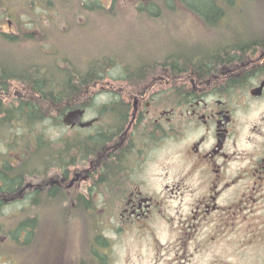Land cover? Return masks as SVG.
I'll return each mask as SVG.
<instances>
[{
  "label": "flooded vegetation",
  "instance_id": "obj_1",
  "mask_svg": "<svg viewBox=\"0 0 264 264\" xmlns=\"http://www.w3.org/2000/svg\"><path fill=\"white\" fill-rule=\"evenodd\" d=\"M251 27L201 52L202 66L174 74L154 59L145 81H95L76 100L90 126L63 114L77 152L69 161L66 140L52 185L100 203L93 264H117L112 246L134 241L150 264H264V24ZM13 155L12 177L0 163V222L15 206ZM6 237L15 244V226Z\"/></svg>",
  "mask_w": 264,
  "mask_h": 264
},
{
  "label": "rangeland",
  "instance_id": "obj_2",
  "mask_svg": "<svg viewBox=\"0 0 264 264\" xmlns=\"http://www.w3.org/2000/svg\"><path fill=\"white\" fill-rule=\"evenodd\" d=\"M110 1L3 0L2 6L12 8L9 13L14 16H4L5 32L0 35V53L4 54V58L26 59L33 64L45 60L50 64H61L64 68L71 64L82 67L92 58L98 60L108 56L116 61H162L164 54L171 51L190 56L193 51L217 49L219 42L238 31L250 29L253 24H264V0H248L245 5L237 0L234 9L221 20L218 27L204 24L195 12L182 4V0H173L174 3L179 2L177 6L173 2L167 4V0H157L156 5L151 7L150 1L143 0L151 11H140L137 8L139 0H116L113 8ZM7 20L13 22L12 27ZM24 21L31 24L22 30ZM4 33L15 36L14 45L5 43L7 39ZM5 45L11 48H5ZM147 53L152 57L146 58ZM158 54L162 56L156 57ZM56 58L61 61L57 63ZM122 71L121 63L111 67L110 77H105L109 80L104 81H123L120 78ZM22 94L23 90L15 93L18 96ZM18 129H14L13 135L17 130L14 137L21 136L20 142L32 141L38 133L44 132L54 144L53 149L46 150L44 157H41L42 160L48 159V162L44 163L36 154L32 155V160H35L31 166H40L42 170L38 173L31 171L33 176L28 174L26 181L30 186L15 194V199H18L15 206L6 209L5 216L1 218L0 264H93L90 256L93 245H97L94 238L104 230L100 203L89 201V206L85 207V203L77 200L75 191L71 189L67 195L65 190H62V196L61 192L58 196L48 194L54 186L52 180L59 178L60 174L59 164L55 163L60 155L58 153L65 150L67 140L68 159L74 160L78 135L51 119L35 124L31 129ZM13 141L10 136L0 137V163L6 160L13 163ZM19 154L15 153V160ZM33 190L43 192L36 203L34 197L25 198ZM29 217L35 218V226L30 229L32 236L28 239L20 237L14 244L6 237L8 232ZM12 223L15 225L12 226ZM124 246H112L117 264H150L153 251L135 241Z\"/></svg>",
  "mask_w": 264,
  "mask_h": 264
},
{
  "label": "trees",
  "instance_id": "obj_3",
  "mask_svg": "<svg viewBox=\"0 0 264 264\" xmlns=\"http://www.w3.org/2000/svg\"><path fill=\"white\" fill-rule=\"evenodd\" d=\"M146 1H150L149 7H151L156 5L157 0ZM182 1V4L186 5L191 11L195 12L204 24L216 27L220 26L221 20L229 15L230 10L234 9L237 3V0ZM241 1V4L245 5L248 0ZM165 2L167 4L168 2L174 3L173 0H167ZM137 8L140 11H151L148 7L146 8L143 0H139ZM10 9L12 10V8L8 7V5L3 6V18L4 16H14L13 13H9ZM15 10L18 11V8L16 7ZM4 20L6 19L4 18ZM11 31L15 32L14 30ZM20 33H22V31ZM3 35L5 39H7L5 43H9L10 45L15 44V36L9 33H4ZM5 46V48H11L10 46ZM53 55H56V53ZM4 57V54L1 52L0 137L7 138L10 136L14 140V144L11 142V147L15 146V153L19 154L21 151H24L16 158V160L18 159V162H15V169H13L15 171V194H18L19 191H22L25 188L26 190L28 189L30 185L27 184L26 179L28 174L33 176L31 171H36L38 173L42 170L40 166H31V162L35 160H32V155L36 154V157L42 160L41 157H44L45 151L48 149L52 150V146L54 144L49 141L44 132L38 133L36 135V139H33L32 141L24 143L20 142L19 140L21 136L17 138L14 137V135L16 136L17 130H15V134L13 135L15 128L20 129L21 127H24L31 129L35 126V124L45 123V121L49 119L53 120L55 124H62V116L66 111L76 109L81 106L76 102L77 98L87 97L88 93L92 90V84L95 81L109 80L105 77L110 74L111 67L116 65L118 66L120 63L123 67L120 78L123 81H145L147 80L148 75L156 68V66L152 65L149 60H143V62H129L123 60L116 61L113 60L112 56L98 60L92 58V60L90 59L91 61H87L82 67L71 64L67 68H64L61 64H50L45 60L36 61L37 63L33 64L26 59L19 60V58L15 59ZM207 59L208 57H206V54L201 52L194 55L192 54L190 57L182 54L170 55V53L168 54L167 52L162 57V63L158 64L163 67L170 68V73L177 74L181 73L184 68L202 66ZM55 60L57 63L61 61L60 58H56ZM108 76L110 77V75ZM17 90H23V94L21 96L15 95ZM90 140V138L84 139V146L82 145V149L90 150ZM59 154L60 152L58 155ZM43 161L46 163L48 162V159L45 158L42 162ZM55 163H58L59 165L57 166H60V155L57 159H55ZM3 164L2 177H12L11 161L9 162L6 160ZM59 193L60 192L57 187H53L52 190L48 192L51 196H58ZM40 195H43V192H40V190H33L25 195V198L28 199V197H34L33 200L36 203L38 202V198L40 199ZM83 202L85 203V207L89 206V201ZM34 226L35 218L31 219L29 217L21 221L15 228V242H17L20 237H27V239L30 238L33 234L30 229L34 228Z\"/></svg>",
  "mask_w": 264,
  "mask_h": 264
},
{
  "label": "water",
  "instance_id": "obj_4",
  "mask_svg": "<svg viewBox=\"0 0 264 264\" xmlns=\"http://www.w3.org/2000/svg\"><path fill=\"white\" fill-rule=\"evenodd\" d=\"M84 112L85 111L83 109H80V108L69 111L63 117V123L69 127H75V126L87 127V126H90L92 124V121H83Z\"/></svg>",
  "mask_w": 264,
  "mask_h": 264
}]
</instances>
